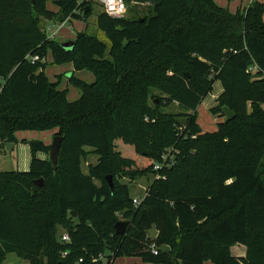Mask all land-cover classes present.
I'll list each match as a JSON object with an SVG mask.
<instances>
[{
  "label": "trees",
  "instance_id": "1",
  "mask_svg": "<svg viewBox=\"0 0 264 264\" xmlns=\"http://www.w3.org/2000/svg\"><path fill=\"white\" fill-rule=\"evenodd\" d=\"M48 1L0 0V149L17 132L62 137L55 170L37 157L48 145L23 139L29 170L0 172V264L8 254L27 264H264V2L231 14L214 0H132L148 4L143 17L97 16L109 49L80 32L65 50L41 20L85 22L97 1L50 0L57 10ZM48 55L53 66L93 75L90 84L65 77L77 101L47 78ZM215 82L222 93L210 113L222 122L202 133L196 110ZM153 90L162 98L151 105ZM172 104L179 114L164 112ZM88 155L97 161L84 174ZM147 175L134 206L128 184ZM235 245L245 257L230 254Z\"/></svg>",
  "mask_w": 264,
  "mask_h": 264
},
{
  "label": "rangeland",
  "instance_id": "2",
  "mask_svg": "<svg viewBox=\"0 0 264 264\" xmlns=\"http://www.w3.org/2000/svg\"><path fill=\"white\" fill-rule=\"evenodd\" d=\"M218 1H222V0H218ZM48 5L51 8L57 10V6L54 4V2L49 0ZM125 5H126V14L124 15L123 19H128V20H134V19L143 17L147 13V9L149 7L147 3L141 5V4H136L132 0H126ZM91 7L92 9L90 11V15L86 19L85 22L73 20L72 23L67 24V26L60 32L59 36L56 38V41L62 43V41L65 40L66 42H68L69 40L67 39L69 37L75 38L78 33L84 31L86 34L91 35L95 37L96 39L104 42L107 48L109 49L110 47L109 41L107 40L106 36L98 29L97 24H96L97 16L98 14L102 13L103 7L99 2L93 3ZM262 19L264 20V13H263ZM47 25L48 23L46 21L41 20L40 27L42 29H45ZM68 27H70L69 31L67 30ZM84 27H85V30H83ZM70 41H73V40H70ZM104 59L105 60L110 59L108 52H106ZM50 61H51V56L48 55L47 57L48 67H51ZM71 73L75 74L76 78L84 82H89L91 80H94L93 75L87 70H83L80 72H75L73 70ZM71 73L66 74V75L64 74V75L65 77H68ZM52 78L56 79V77H52ZM59 78L61 79V81L63 80L59 85V90H63L67 86L66 79L62 78L61 76ZM219 86L221 85L218 84L217 82L213 84L212 92L202 101V103L198 106L196 110V123L201 129L202 133L215 132L217 130V124L222 122V119H219L210 113V109L213 107V104L212 105L210 104L209 106H207V102H214V98L217 96V92L220 88ZM79 97H80V91L76 88L68 86L67 100L69 102H74V101H77ZM158 97L162 98V95L158 91L153 90L150 96V104L154 105L153 102L157 104ZM164 112L179 114L181 111L177 108L175 104H172L169 108L164 109ZM178 120L180 119L178 118ZM56 131L57 130L55 129V130L42 131V132H36V131L17 132L15 134V138L17 140V143H16L17 147H15V149L12 150L11 152L7 150L6 146L4 149L2 148L0 149V172L17 171L18 148L21 146L22 144L21 141L23 139L32 140V141H41L44 144L50 146L52 138L55 135ZM44 157L49 158V154ZM96 161H97V158L95 156L88 155L87 159L82 164V170L85 172L87 170V166L95 165ZM23 172H26V171H23ZM152 179H153L152 175H147L146 177H141L137 179L136 181L128 184L129 194L131 198L134 197L136 199H139L140 197H143L145 194V189L149 185V183L152 181ZM121 182L126 183L127 181L123 180ZM62 233H65V228L58 226V234H62ZM3 264H27V262L18 259L13 254H8Z\"/></svg>",
  "mask_w": 264,
  "mask_h": 264
},
{
  "label": "crops",
  "instance_id": "3",
  "mask_svg": "<svg viewBox=\"0 0 264 264\" xmlns=\"http://www.w3.org/2000/svg\"><path fill=\"white\" fill-rule=\"evenodd\" d=\"M215 3L220 6V7H223V8H227L231 14H235L237 10H243L245 7H247L248 5L251 4V0H222V1H218V0H214ZM257 1H261V2H264V0H257ZM47 7L49 9H52V10H55L53 8H51L48 3H47ZM264 21V20H263ZM73 21H70L69 23H72ZM50 23H54L55 22H48V25ZM68 23V24H69ZM64 29V28H63ZM62 29V30H63ZM60 30L58 32V36L60 34V32L62 31ZM68 31L70 30V27H68L67 29ZM85 30V27L84 29ZM84 32V31H83ZM57 36V37H58ZM68 38V37H67ZM74 38L72 37H69L67 40H73ZM68 41V42H69ZM66 42L65 40L62 41V43ZM48 57V56H47ZM47 57H46V62H47ZM52 63V59L50 61V66L51 67H47L46 70H45V74L47 76V78L49 79L50 82L54 83L57 81V78H59L60 76L62 78H65V75L66 74H69L73 71V68H72V65L70 64H66V65H61V66H54L51 65ZM50 70V72H49ZM65 74V75H64ZM75 75V74H74ZM76 76V75H75ZM52 77H56V79H53ZM63 81V80H62ZM61 81V82H62ZM94 80H91L87 83H92ZM218 84H220L219 82H217ZM221 85V84H220ZM219 90L217 92V96L214 98V102H207V106H209L210 104L213 106H215V103H216V99L218 98V96L222 93V87L219 86ZM67 90H68V86H66ZM65 88V89H66ZM46 145V144H45ZM15 147H17V144H14V148L13 150L15 149ZM38 158L40 159H45L44 155L43 154H38L37 155ZM30 152H29V149L26 145H23L21 144V146L18 148V158H17V171L19 172H23V171H28L29 170V167H30ZM81 170H82V167H81ZM82 172L84 174L87 173V170L84 172L82 170ZM147 188V187H146ZM146 190V189H145ZM133 199H136L134 197H132ZM142 197H140L139 199H141ZM230 254L234 257H245L246 255V248L242 245H235V246H232L230 248ZM115 264H145V263H142L140 259L138 258H118L115 260L114 262ZM203 264H212L210 262H204Z\"/></svg>",
  "mask_w": 264,
  "mask_h": 264
},
{
  "label": "built area",
  "instance_id": "4",
  "mask_svg": "<svg viewBox=\"0 0 264 264\" xmlns=\"http://www.w3.org/2000/svg\"><path fill=\"white\" fill-rule=\"evenodd\" d=\"M86 0H79V2H83ZM87 1H97L99 2L102 7L104 13L114 19H121L124 17L126 14V5L124 0H87ZM254 0H251V2ZM76 14L82 15V9L79 8L75 10ZM69 18H67L65 21L60 22V23H50L49 26L46 27V34L47 38L49 40H55L58 36V32L65 28L67 24L69 23ZM27 59L31 62L34 63L36 61H42L38 56H29ZM161 167L160 164H154L153 169L158 170ZM134 206H137L140 203V199H133L132 201ZM60 242L61 243H67L69 242V237L66 233H62L60 236ZM152 253L154 256L157 255V251L155 249H152ZM81 263V260H79L76 264Z\"/></svg>",
  "mask_w": 264,
  "mask_h": 264
},
{
  "label": "water",
  "instance_id": "5",
  "mask_svg": "<svg viewBox=\"0 0 264 264\" xmlns=\"http://www.w3.org/2000/svg\"><path fill=\"white\" fill-rule=\"evenodd\" d=\"M56 3H58V1H56ZM87 11H88V8H86L84 14H86ZM73 46H74L73 41L65 42L61 45V47L65 50H71ZM223 113H224L225 121L228 122L234 119L233 113L227 107H223ZM61 143H62V137L55 135L53 136L51 144L49 146V160L52 164L53 170L56 169V162H57ZM6 148L9 152H11L14 148V144H6ZM105 181L107 182L110 190H112L111 176H107L105 178ZM35 184L39 187H42L43 181L42 180L35 181ZM125 229H126V224L123 221H118L114 226L116 235H123L125 233ZM148 234H149V238L151 239H155L157 237V231H156L155 226H152V229L148 231ZM168 252H170L169 247L166 246L162 249V253H168Z\"/></svg>",
  "mask_w": 264,
  "mask_h": 264
}]
</instances>
